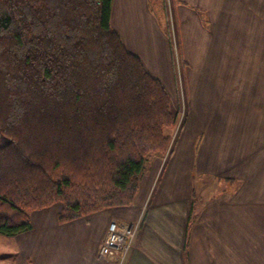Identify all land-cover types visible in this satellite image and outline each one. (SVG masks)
<instances>
[{
	"label": "crops",
	"instance_id": "crops-1",
	"mask_svg": "<svg viewBox=\"0 0 264 264\" xmlns=\"http://www.w3.org/2000/svg\"><path fill=\"white\" fill-rule=\"evenodd\" d=\"M168 2L111 8L126 49L184 109L168 155H150L128 206L68 222L60 202L30 212V230L0 234V263L110 264L98 251L115 219L137 225L123 264H264V0Z\"/></svg>",
	"mask_w": 264,
	"mask_h": 264
},
{
	"label": "trees",
	"instance_id": "trees-1",
	"mask_svg": "<svg viewBox=\"0 0 264 264\" xmlns=\"http://www.w3.org/2000/svg\"><path fill=\"white\" fill-rule=\"evenodd\" d=\"M112 2L0 0L3 236L59 202L61 222L130 205L171 146L170 95L112 28Z\"/></svg>",
	"mask_w": 264,
	"mask_h": 264
},
{
	"label": "built area",
	"instance_id": "built-area-1",
	"mask_svg": "<svg viewBox=\"0 0 264 264\" xmlns=\"http://www.w3.org/2000/svg\"><path fill=\"white\" fill-rule=\"evenodd\" d=\"M136 228L137 225L132 223L112 220L107 227L98 255L110 264H123L132 246Z\"/></svg>",
	"mask_w": 264,
	"mask_h": 264
},
{
	"label": "rangeland",
	"instance_id": "rangeland-1",
	"mask_svg": "<svg viewBox=\"0 0 264 264\" xmlns=\"http://www.w3.org/2000/svg\"><path fill=\"white\" fill-rule=\"evenodd\" d=\"M166 3H167L168 8L170 9L168 0H166ZM172 22H173L172 18L170 19L169 22H165L166 23L165 27L167 26L165 29L168 31V33L170 34V36L172 38L173 45H174V53H175V56L177 57L178 56L177 53H178V45H179V43H178V39L176 37L177 36L176 29L173 28ZM169 23H171L172 27L169 26ZM240 25H238V26L240 27ZM238 31H242V29L240 28L239 30H237V27H236L234 29V33H232V34H236V32H238ZM176 62L178 63V60H176ZM172 108L174 109V112L177 114L178 120H177V123H176V125L174 127L166 130V134L171 137L172 142H171V146H169L168 151L165 154H163V155H166V154L168 155V153H169V151H170V149L172 147V144H174V142L176 141V138H177L178 132H179L181 126H182V120H183V117H184L183 113H182L184 111V109H183L182 106L181 107L179 106V103H178V105H175V106H173V104H172ZM155 155H157V154H155ZM163 155L161 154V155H158V156H163ZM148 160H150V156L147 158V161ZM147 161L145 162V167H146ZM6 254L7 253L5 251H2V250L0 251V257H2V255H6ZM0 264H3V263H0Z\"/></svg>",
	"mask_w": 264,
	"mask_h": 264
}]
</instances>
